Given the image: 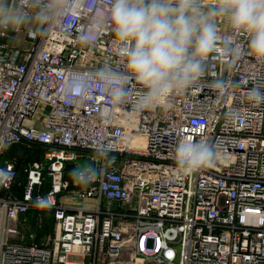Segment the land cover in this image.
Returning a JSON list of instances; mask_svg holds the SVG:
<instances>
[{"label":"built area","instance_id":"built-area-1","mask_svg":"<svg viewBox=\"0 0 264 264\" xmlns=\"http://www.w3.org/2000/svg\"><path fill=\"white\" fill-rule=\"evenodd\" d=\"M109 3L87 0L78 18L59 14L42 32L0 30V161L12 145L44 149L25 169L21 196L16 162H0V264H264V101L249 95L264 94V62L236 34L239 59L219 44L198 83L137 111L134 79L121 101L98 83L106 67L126 72L111 22L96 42L78 39ZM218 31L231 35L223 18ZM12 33H25L28 46L9 44ZM184 138L213 145L215 164L181 173ZM83 159L97 171L88 183L74 172ZM33 209L55 221L40 241L29 228L20 235Z\"/></svg>","mask_w":264,"mask_h":264},{"label":"clouds","instance_id":"clouds-1","mask_svg":"<svg viewBox=\"0 0 264 264\" xmlns=\"http://www.w3.org/2000/svg\"><path fill=\"white\" fill-rule=\"evenodd\" d=\"M87 0H29L12 6L0 0V28L44 30L59 14L78 18ZM223 18L231 35L221 40L218 19ZM106 21L118 50L125 58L126 72L115 73L111 67L99 71L98 83L121 101L129 95L128 78L140 86L134 108L144 111L162 105L174 93H181L198 83L207 72L210 54L222 44L233 59L241 52L232 39L243 33L247 51L264 62V0H110L105 18L95 16L82 27L78 39L92 44L103 33ZM215 87L223 88L222 81ZM256 101H264L258 90L250 92ZM110 149H101L106 156ZM175 162L184 175H191L216 162V149L206 141L182 139L175 150ZM97 171L77 175L83 183L90 182Z\"/></svg>","mask_w":264,"mask_h":264},{"label":"trees","instance_id":"trees-1","mask_svg":"<svg viewBox=\"0 0 264 264\" xmlns=\"http://www.w3.org/2000/svg\"><path fill=\"white\" fill-rule=\"evenodd\" d=\"M7 151V150H6ZM2 156L1 163H3L4 160H13L16 162L17 168L19 172L23 171L27 167L29 163L40 161L42 159V155L44 153V149L41 146H31L27 147L25 145H12L8 148V151ZM20 180H23V177L20 178ZM50 190V183L48 178L45 179L42 188L40 189V192L47 193ZM18 194L22 195V188L17 189ZM43 214L44 218V226L41 230L38 229V227L35 226L34 222L32 223V226L34 227V230L37 232L38 235V241L42 238L43 235L51 233L54 227V217L52 213L49 212H39V210L33 209L30 210L27 214V217L34 221V219L39 215Z\"/></svg>","mask_w":264,"mask_h":264},{"label":"rangeland","instance_id":"rangeland-1","mask_svg":"<svg viewBox=\"0 0 264 264\" xmlns=\"http://www.w3.org/2000/svg\"><path fill=\"white\" fill-rule=\"evenodd\" d=\"M7 151H8V149H7ZM6 151V152H7ZM5 154V153H4ZM6 161H11V160H4L3 161V163H5ZM30 164V163H29ZM28 164V165H29ZM27 165V166H28ZM26 169V168H25ZM25 169H23V171H21V172H19V178H18V181H17V184H19L20 185V188H22V192H23V188H24V186H25V184H26V173H25ZM23 177V180H20V178H22ZM70 199H72L73 200V202H75L76 203V205H78V204H83L84 206H86V207H88V208H94L95 206H96V203L94 202V201H87V202H82L76 195H73V196H71L70 197ZM40 216H41V220L43 221V226H44V216H43V214L41 213L40 214ZM36 219H37V217L34 219V221L33 220H31V219H29L28 217H27V221H29V223H27L28 225H25L26 223H23L22 225H21V239H23L24 237H25V229L26 228H29L31 231H34V232H36L35 230H34V227L32 226V223L34 222V224H35V221H36ZM32 222V223H31ZM43 226H42V228H43ZM41 228V229H42ZM41 229H39V230H41ZM53 231V230H52ZM48 234H50V233H48ZM48 234H45V235H48ZM25 240V239H24Z\"/></svg>","mask_w":264,"mask_h":264},{"label":"crops","instance_id":"crops-1","mask_svg":"<svg viewBox=\"0 0 264 264\" xmlns=\"http://www.w3.org/2000/svg\"><path fill=\"white\" fill-rule=\"evenodd\" d=\"M10 3L12 6H17L13 0H10ZM25 29L27 30L28 28L26 27ZM0 30H1V28H0ZM0 41H1V39H0ZM7 42L11 45H16V46H19L22 48H26L28 46V38L26 37L25 33H22V34L12 33L11 39H9ZM16 193L18 194L17 189H16Z\"/></svg>","mask_w":264,"mask_h":264},{"label":"water","instance_id":"water-1","mask_svg":"<svg viewBox=\"0 0 264 264\" xmlns=\"http://www.w3.org/2000/svg\"><path fill=\"white\" fill-rule=\"evenodd\" d=\"M75 174L78 175L79 173H83L86 171V169L88 168L89 166V162L87 160H77L76 163H75Z\"/></svg>","mask_w":264,"mask_h":264}]
</instances>
